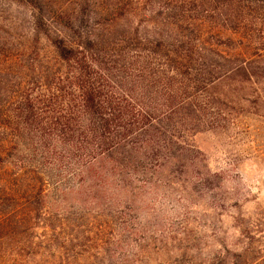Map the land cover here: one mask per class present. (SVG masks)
Segmentation results:
<instances>
[{
    "label": "trees",
    "instance_id": "16d2710c",
    "mask_svg": "<svg viewBox=\"0 0 264 264\" xmlns=\"http://www.w3.org/2000/svg\"><path fill=\"white\" fill-rule=\"evenodd\" d=\"M23 1L31 36L13 59L0 33L23 75L16 90L0 77V264L133 263L146 251L117 256L134 235L114 227L119 209L98 231L77 229L80 212L107 213L112 187L177 162L202 101L224 105L220 88L264 100V0ZM246 253L223 245L214 264H264Z\"/></svg>",
    "mask_w": 264,
    "mask_h": 264
},
{
    "label": "rangeland",
    "instance_id": "374dc122",
    "mask_svg": "<svg viewBox=\"0 0 264 264\" xmlns=\"http://www.w3.org/2000/svg\"><path fill=\"white\" fill-rule=\"evenodd\" d=\"M29 10L23 0H0V33L9 37L4 55L12 59L19 54V44L30 39ZM10 61L0 55L1 86L16 90L23 75ZM219 94L225 99L219 109L202 101L205 115L198 119L194 133L190 131L189 146L179 145L177 162L163 165L148 183L126 178V186L112 187L107 213L80 212L83 219L77 229L98 231L97 225L106 224L111 211L119 209L114 227L119 230L129 224L134 235L117 256L146 251L133 263L129 256L125 264H214V253L223 245L246 251L248 260L264 261V100L257 97L259 91H237L225 98L220 88ZM80 192L70 191L66 201L77 202ZM126 204L132 206L131 212ZM48 211V223L60 225L57 211ZM95 215L100 222L94 225ZM44 217L48 215L31 222L27 237L35 244L44 232Z\"/></svg>",
    "mask_w": 264,
    "mask_h": 264
}]
</instances>
